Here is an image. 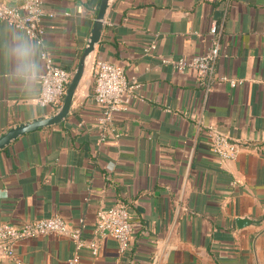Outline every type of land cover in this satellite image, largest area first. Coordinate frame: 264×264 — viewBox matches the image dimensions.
<instances>
[{
  "label": "crops",
  "instance_id": "0c3cea01",
  "mask_svg": "<svg viewBox=\"0 0 264 264\" xmlns=\"http://www.w3.org/2000/svg\"><path fill=\"white\" fill-rule=\"evenodd\" d=\"M99 3L45 0L55 15L43 21L41 44L0 20V135L54 112L38 102L40 54L74 71ZM215 38L213 78L170 61L205 52ZM99 60L141 84L111 125L93 96ZM210 127L239 141L236 158L212 151ZM118 201L133 217L124 250L95 232L97 211ZM53 215L84 219L83 238L100 242L97 255L78 251L80 264H264V0L110 1L67 117L0 150V222ZM239 216L254 222L238 227ZM75 254L67 236L44 235L18 242L17 260L0 264H69Z\"/></svg>",
  "mask_w": 264,
  "mask_h": 264
},
{
  "label": "built area",
  "instance_id": "2783aa9c",
  "mask_svg": "<svg viewBox=\"0 0 264 264\" xmlns=\"http://www.w3.org/2000/svg\"><path fill=\"white\" fill-rule=\"evenodd\" d=\"M45 0H22L20 4L2 2L0 4V20L6 21L13 28L24 32L36 44H41L46 33L43 21L45 17H53L54 12H46ZM66 14H68L66 12ZM218 33L216 23H212L209 34L213 37ZM151 44L150 47L154 48ZM221 54L220 42L215 38L213 45L202 53L189 56H180L171 59L178 71L194 69L200 76L214 77V63ZM44 63V70L40 74V92L38 102L45 107L57 110L62 103L73 71L62 67L50 53L46 51L40 54ZM222 80H228L232 86L240 80L223 76ZM140 82L132 77L128 78L122 66L108 61H97L94 68V92L93 96L101 109V121L112 124L114 115L128 108L131 102L137 98V90ZM102 139V138H101ZM209 146L221 160L234 159L241 151L239 141L231 139L227 135L209 129ZM84 219L80 218L77 225H72L64 217L53 215L50 217L35 218L15 224L0 222V258L8 257L17 260L15 246L18 242L37 236L59 235L70 238L76 247V254L69 260V264H80L78 251L87 247L93 255L100 250L98 240L87 241L82 236ZM133 229V217L127 204L118 201L108 207L100 208L96 213L95 232L97 237H112L119 247L127 248Z\"/></svg>",
  "mask_w": 264,
  "mask_h": 264
},
{
  "label": "water",
  "instance_id": "95a60500",
  "mask_svg": "<svg viewBox=\"0 0 264 264\" xmlns=\"http://www.w3.org/2000/svg\"><path fill=\"white\" fill-rule=\"evenodd\" d=\"M111 0H100L96 17L93 22L87 43L79 57L78 64L73 71L71 81L64 95L61 105L53 113L42 115L7 129L0 135V150L9 145L13 140L27 132L52 126L62 122L70 112L74 95L85 73L86 67L93 55L96 45L99 43L104 28V21ZM238 227H243L254 222L249 217H236Z\"/></svg>",
  "mask_w": 264,
  "mask_h": 264
},
{
  "label": "clouds",
  "instance_id": "9594fccd",
  "mask_svg": "<svg viewBox=\"0 0 264 264\" xmlns=\"http://www.w3.org/2000/svg\"><path fill=\"white\" fill-rule=\"evenodd\" d=\"M15 52L17 54L18 57L23 58L27 56V51L24 48V46H20L18 48L15 49Z\"/></svg>",
  "mask_w": 264,
  "mask_h": 264
}]
</instances>
